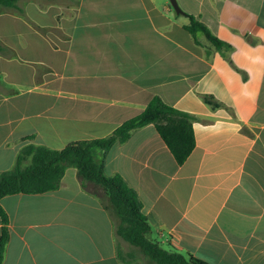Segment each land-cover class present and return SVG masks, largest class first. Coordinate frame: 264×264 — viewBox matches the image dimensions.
<instances>
[{"label": "crops", "instance_id": "1", "mask_svg": "<svg viewBox=\"0 0 264 264\" xmlns=\"http://www.w3.org/2000/svg\"><path fill=\"white\" fill-rule=\"evenodd\" d=\"M178 2L183 13L170 0L4 8L0 174L28 143L62 148L107 136L159 95L192 116L191 154L178 164L150 123L106 152L105 173L137 191L151 237L164 246L211 264H264V0ZM188 13L232 49L223 53L201 33L197 43ZM93 186L69 167L56 190L3 196L2 264H144Z\"/></svg>", "mask_w": 264, "mask_h": 264}, {"label": "trees", "instance_id": "2", "mask_svg": "<svg viewBox=\"0 0 264 264\" xmlns=\"http://www.w3.org/2000/svg\"><path fill=\"white\" fill-rule=\"evenodd\" d=\"M20 0H0V12L4 8L24 9ZM185 28L194 40L200 43L198 34L206 36L209 42L225 53L232 45L221 40L195 14ZM0 42V50H4ZM153 123L173 153L178 164H183L195 147L193 118L187 112L168 104L159 95L154 96L137 115L125 120L112 133L94 139H79L62 148L28 143L17 154L15 164L0 174V199L14 193H41L53 191L61 186L69 167L78 170L79 177L87 186L93 184L103 192L102 201L116 218L115 232L136 247L144 264H211L175 246H164L151 237L152 228L143 212V202L137 191L128 184L120 173L107 175L104 169V155L116 143L125 142L136 128ZM94 193V192H93ZM2 229L0 235V264L10 238L9 215L0 202ZM119 256L128 260L122 251Z\"/></svg>", "mask_w": 264, "mask_h": 264}, {"label": "water", "instance_id": "3", "mask_svg": "<svg viewBox=\"0 0 264 264\" xmlns=\"http://www.w3.org/2000/svg\"><path fill=\"white\" fill-rule=\"evenodd\" d=\"M170 2L172 4L173 8L176 10V12H178V13L184 12L182 7L180 6L178 0H170Z\"/></svg>", "mask_w": 264, "mask_h": 264}, {"label": "rangeland", "instance_id": "4", "mask_svg": "<svg viewBox=\"0 0 264 264\" xmlns=\"http://www.w3.org/2000/svg\"><path fill=\"white\" fill-rule=\"evenodd\" d=\"M171 3V2H170ZM172 5V4H171ZM96 187L94 188V186L91 188L92 191H95ZM126 248V247H125ZM126 250V249H125ZM154 264V263H153Z\"/></svg>", "mask_w": 264, "mask_h": 264}]
</instances>
